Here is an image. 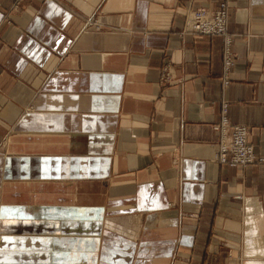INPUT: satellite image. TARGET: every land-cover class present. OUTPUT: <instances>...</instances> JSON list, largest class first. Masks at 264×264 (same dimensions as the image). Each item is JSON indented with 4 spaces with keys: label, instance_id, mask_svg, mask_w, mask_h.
<instances>
[{
    "label": "crops",
    "instance_id": "crops-1",
    "mask_svg": "<svg viewBox=\"0 0 264 264\" xmlns=\"http://www.w3.org/2000/svg\"><path fill=\"white\" fill-rule=\"evenodd\" d=\"M14 1L0 0V262L31 251L15 238L66 233L68 213L81 263L264 264V163L214 161L223 104L264 159V0ZM221 2L226 87L224 37L188 20Z\"/></svg>",
    "mask_w": 264,
    "mask_h": 264
},
{
    "label": "built area",
    "instance_id": "built-area-1",
    "mask_svg": "<svg viewBox=\"0 0 264 264\" xmlns=\"http://www.w3.org/2000/svg\"><path fill=\"white\" fill-rule=\"evenodd\" d=\"M23 0H15L13 9H17ZM228 5L219 3L214 10L196 9L191 11L188 20L191 32L196 36H222L225 39L222 84H229L230 69L234 64V55L230 52L231 39L227 34ZM163 77L166 79L167 74ZM222 116L214 126L219 134V147L214 157L215 163L230 168H243L264 163L253 147L248 143L249 129L243 125H230L227 119V105H222Z\"/></svg>",
    "mask_w": 264,
    "mask_h": 264
},
{
    "label": "rangeland",
    "instance_id": "rangeland-1",
    "mask_svg": "<svg viewBox=\"0 0 264 264\" xmlns=\"http://www.w3.org/2000/svg\"><path fill=\"white\" fill-rule=\"evenodd\" d=\"M65 220L66 219H65V216L63 214V217L61 218V221L63 222L62 232L64 231L66 233H58V234L56 233V235L55 234L47 235V237L76 239L77 236H79V237L83 236L82 234L72 235L70 228L66 227V225H65ZM53 225H55V224H53ZM20 240H22L24 242V248H29L31 251H28L26 249L19 250L18 252H15L17 254V256L20 257L19 260H18L19 257L18 258L16 257L17 262L15 261L16 259H13V263H10V261H8V259H4V261L0 262V264H95L90 259L88 262H85V263H81L79 261L78 258H80V257H78V256H80L82 254V252H84V249H82V248H80L79 250L78 249H73V250L71 249L68 257H63V255L61 253H58L53 257L46 258V256L44 257V255H42L40 253L38 255L32 254V249L35 248V250H36L41 245L36 240H34V242H32V239H24V238H15L14 239L15 242H19ZM26 251H28V253H26Z\"/></svg>",
    "mask_w": 264,
    "mask_h": 264
},
{
    "label": "bare ground",
    "instance_id": "bare-ground-1",
    "mask_svg": "<svg viewBox=\"0 0 264 264\" xmlns=\"http://www.w3.org/2000/svg\"><path fill=\"white\" fill-rule=\"evenodd\" d=\"M70 214L64 213V216H68ZM73 216V215H72ZM63 217V216H62ZM75 217V214L74 216ZM66 219V218H65ZM41 242V249H32V254L38 255L40 254H47L46 258L53 257L58 253H61L63 257H68L70 250L73 247L75 242L74 239H67V238H57V237H40ZM39 246V247H40ZM39 257V256H38Z\"/></svg>",
    "mask_w": 264,
    "mask_h": 264
}]
</instances>
